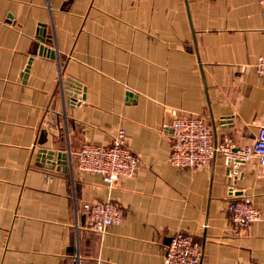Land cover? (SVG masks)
Instances as JSON below:
<instances>
[{
  "label": "crops",
  "instance_id": "crops-1",
  "mask_svg": "<svg viewBox=\"0 0 264 264\" xmlns=\"http://www.w3.org/2000/svg\"><path fill=\"white\" fill-rule=\"evenodd\" d=\"M263 53L258 0H0V264L77 252L82 264H164L178 231L200 241V264H264V219L239 230L230 208L250 198L264 212V168L220 153L203 168L169 160L178 114L206 116L217 142L257 138ZM68 77L84 97L68 102ZM119 128L140 165L109 187L78 151ZM108 199L125 215L99 233L81 204Z\"/></svg>",
  "mask_w": 264,
  "mask_h": 264
},
{
  "label": "built area",
  "instance_id": "built-area-1",
  "mask_svg": "<svg viewBox=\"0 0 264 264\" xmlns=\"http://www.w3.org/2000/svg\"><path fill=\"white\" fill-rule=\"evenodd\" d=\"M262 6L264 19V0ZM255 72L264 76V53L258 56L254 65ZM172 143L169 160L172 164L185 168L208 167L217 153L245 162L256 161L264 168V126L257 138L242 146H235L225 140L214 139L213 128L206 116L182 113L171 121ZM140 157L129 145L128 133L119 128L109 144L85 142L78 151V168L84 172L100 173L109 187L121 178L136 174ZM232 220L239 230H246L252 222L264 219V212L258 209L250 198L235 200L230 205ZM81 209L87 216L89 226L104 233L112 224L122 221L124 208L113 199L106 201H85ZM203 247L194 234L178 231L167 244L164 264H200ZM71 264H82L81 254L77 252Z\"/></svg>",
  "mask_w": 264,
  "mask_h": 264
},
{
  "label": "water",
  "instance_id": "water-1",
  "mask_svg": "<svg viewBox=\"0 0 264 264\" xmlns=\"http://www.w3.org/2000/svg\"><path fill=\"white\" fill-rule=\"evenodd\" d=\"M42 26H43V28L40 29L41 33L44 32L45 24H43ZM40 37H41L42 42L46 41V38L43 36V34ZM40 51L41 52H44V51L47 52L48 48L45 46H41ZM49 53L51 56L55 55V52H53L52 50H49ZM28 69H29V66L27 67L26 72ZM75 85L80 86L81 84H80V82H76L75 80H73V78H71V77L66 78L64 81V89H65V93L67 94L66 98H67L68 102L74 101L75 98L80 99V98L84 97L83 96L84 94H81L80 90L75 89ZM39 157H41L42 160L46 159L50 164L54 163L56 161V159H61L59 161L65 163V162H67L68 154L66 152H54L53 150L48 151L45 149H41L39 151ZM230 159H232V158H230ZM235 161L240 162V163L244 162L242 159H235ZM27 264H33V263H27Z\"/></svg>",
  "mask_w": 264,
  "mask_h": 264
}]
</instances>
